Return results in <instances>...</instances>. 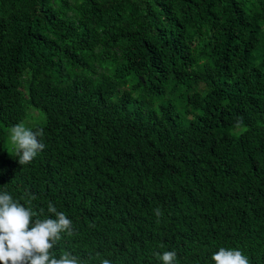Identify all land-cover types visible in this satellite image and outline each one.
I'll return each mask as SVG.
<instances>
[{"label":"trees","instance_id":"obj_1","mask_svg":"<svg viewBox=\"0 0 264 264\" xmlns=\"http://www.w3.org/2000/svg\"><path fill=\"white\" fill-rule=\"evenodd\" d=\"M3 192L72 221L56 258L264 264V0H0Z\"/></svg>","mask_w":264,"mask_h":264},{"label":"clouds","instance_id":"obj_2","mask_svg":"<svg viewBox=\"0 0 264 264\" xmlns=\"http://www.w3.org/2000/svg\"><path fill=\"white\" fill-rule=\"evenodd\" d=\"M43 136V129L30 130L19 123L10 129L11 154L18 157L21 165L30 163L43 150L45 145L38 140ZM155 215L159 218L162 213L156 208ZM48 212L55 219H33L35 213L18 201H14L7 192L0 193V264H79L78 258L71 254L59 258L50 256L61 234H72V221L63 212L49 203ZM164 264H172L176 253L166 251L162 255L155 253ZM215 264H249V260L239 249L221 247L212 254ZM100 264H111L108 259Z\"/></svg>","mask_w":264,"mask_h":264},{"label":"rangeland","instance_id":"obj_3","mask_svg":"<svg viewBox=\"0 0 264 264\" xmlns=\"http://www.w3.org/2000/svg\"><path fill=\"white\" fill-rule=\"evenodd\" d=\"M27 118L24 119V121L22 122V124H24V126L26 128H29L31 124L35 123V122H39L38 118L37 117H31L30 115V109H28V113H27ZM7 147L9 148L10 151H12V145H11V142H10V131L7 130Z\"/></svg>","mask_w":264,"mask_h":264}]
</instances>
